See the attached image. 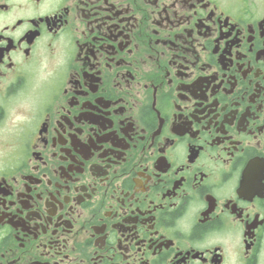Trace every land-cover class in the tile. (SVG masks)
Returning <instances> with one entry per match:
<instances>
[{"label":"flooded vegetation","instance_id":"af4514ba","mask_svg":"<svg viewBox=\"0 0 264 264\" xmlns=\"http://www.w3.org/2000/svg\"><path fill=\"white\" fill-rule=\"evenodd\" d=\"M0 264H264V0H0Z\"/></svg>","mask_w":264,"mask_h":264}]
</instances>
